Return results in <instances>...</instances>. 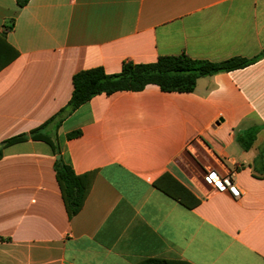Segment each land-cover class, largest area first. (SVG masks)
Segmentation results:
<instances>
[{"label":"crops","instance_id":"obj_1","mask_svg":"<svg viewBox=\"0 0 264 264\" xmlns=\"http://www.w3.org/2000/svg\"><path fill=\"white\" fill-rule=\"evenodd\" d=\"M263 50L264 0H0V146L42 125L47 138L1 149L0 264H264ZM178 54L259 57L190 92L149 84L60 114L76 72ZM60 158L90 175L71 216Z\"/></svg>","mask_w":264,"mask_h":264},{"label":"trees","instance_id":"obj_2","mask_svg":"<svg viewBox=\"0 0 264 264\" xmlns=\"http://www.w3.org/2000/svg\"><path fill=\"white\" fill-rule=\"evenodd\" d=\"M27 0H17L18 6H23ZM264 54V50L261 55ZM257 57L245 59L233 57L219 62L206 59L191 58L185 54L162 55L155 61L147 63H132L126 61L122 64L117 73L108 74L102 67H93L76 72L72 76V93L67 104L60 110L64 115L75 110L78 106L88 101L94 95L100 93L110 94L116 91H139L146 85L155 84L162 91L190 92L196 85V80L205 75H211L222 71H231L244 67L253 62ZM60 115V116H61ZM40 126L31 130L28 134L11 137L2 142V147L31 137L35 140L47 141L41 135ZM255 130L251 131L246 143H242L248 149L254 139ZM78 132L68 134V137ZM56 179L60 187L65 207L69 216L75 214L81 207L89 189V174L76 175L70 165L63 159H57L54 163ZM182 193L191 196L183 187H179ZM160 189L169 194L166 189ZM171 195V194H169ZM193 203V204H192ZM184 204L187 207L193 206L196 201ZM138 264H179L175 261H168L160 258H148Z\"/></svg>","mask_w":264,"mask_h":264},{"label":"built area","instance_id":"obj_3","mask_svg":"<svg viewBox=\"0 0 264 264\" xmlns=\"http://www.w3.org/2000/svg\"><path fill=\"white\" fill-rule=\"evenodd\" d=\"M207 180L216 191H226L233 198H238L240 196V191L231 173L224 175L211 173L208 175Z\"/></svg>","mask_w":264,"mask_h":264},{"label":"water","instance_id":"obj_4","mask_svg":"<svg viewBox=\"0 0 264 264\" xmlns=\"http://www.w3.org/2000/svg\"><path fill=\"white\" fill-rule=\"evenodd\" d=\"M57 158H59V155H57Z\"/></svg>","mask_w":264,"mask_h":264},{"label":"rangeland","instance_id":"obj_5","mask_svg":"<svg viewBox=\"0 0 264 264\" xmlns=\"http://www.w3.org/2000/svg\"><path fill=\"white\" fill-rule=\"evenodd\" d=\"M187 152L189 153V151L187 150Z\"/></svg>","mask_w":264,"mask_h":264}]
</instances>
